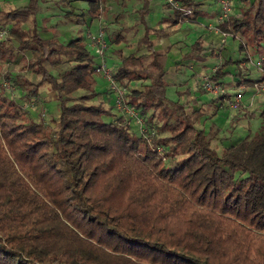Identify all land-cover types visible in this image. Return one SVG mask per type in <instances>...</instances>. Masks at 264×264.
<instances>
[{
    "label": "trees",
    "instance_id": "16d2710c",
    "mask_svg": "<svg viewBox=\"0 0 264 264\" xmlns=\"http://www.w3.org/2000/svg\"><path fill=\"white\" fill-rule=\"evenodd\" d=\"M87 1L98 19L99 1ZM173 1L171 24L193 18L194 0ZM238 1L240 18L218 29L259 47L264 0ZM38 9L29 0L0 13V61L30 53L27 67L41 79L24 97L48 84L58 109L49 126L0 98V264H264V110L253 135L217 151L195 126L199 114L166 98L162 55L151 52L148 67L146 56H128L111 76L150 81L126 96L145 122L159 114L155 133L130 132L123 117L104 121L95 57L81 38L63 45L23 29ZM140 43L151 49L146 36ZM64 63L59 77L44 67ZM220 69L210 82L219 84Z\"/></svg>",
    "mask_w": 264,
    "mask_h": 264
},
{
    "label": "crops",
    "instance_id": "0c3cea01",
    "mask_svg": "<svg viewBox=\"0 0 264 264\" xmlns=\"http://www.w3.org/2000/svg\"><path fill=\"white\" fill-rule=\"evenodd\" d=\"M98 1L101 13L98 19H91L87 13V0H37L44 7L39 10L40 20L33 17L28 21L32 22L31 28L35 26L38 35L44 40L53 39L64 45L72 39L81 38L92 57L94 55L87 42L90 30L98 29L103 38H107L105 31L119 26L114 39L116 35H120L121 41L108 45V51L117 54V57L107 54L113 68L117 69L116 62L128 56H146L147 65L143 66L148 67L150 53H160L166 98L183 104L186 114H199L195 126L212 138L211 143L217 151L254 134L250 122L253 118L261 122L259 115L264 110V42L259 47H252L245 45L241 37L224 34L218 29L219 24L240 18L243 5L238 0H229L231 8L225 19L220 16L221 0H194L193 18L176 24H171L172 10L167 5L160 7L159 1L150 0V4L156 5L158 9L162 8L164 15L155 22L149 23L148 19L147 25L144 21H138L137 14L148 10L140 7V0ZM28 2L29 0H24L22 4H19V0H8V4L0 2V13L24 7ZM9 4L14 6L3 9L4 5ZM151 6L149 10L154 11ZM115 21L117 24H113ZM142 32L151 46L150 50L143 43H139L141 47L135 48L134 43ZM76 33L79 34L77 37ZM195 42H199L200 46L199 51L194 52L192 45ZM24 54L18 55L15 61ZM228 62L230 63L227 64ZM223 63L226 65L222 67ZM219 67L221 69L217 82L225 90L224 96L207 92L203 88L205 80ZM136 69H140L138 65ZM149 83L148 79L125 81V95L130 91H143ZM238 92L240 107H234L231 102L233 95Z\"/></svg>",
    "mask_w": 264,
    "mask_h": 264
},
{
    "label": "rangeland",
    "instance_id": "374dc122",
    "mask_svg": "<svg viewBox=\"0 0 264 264\" xmlns=\"http://www.w3.org/2000/svg\"><path fill=\"white\" fill-rule=\"evenodd\" d=\"M58 1V0H55ZM154 1V0H152ZM159 1V5L161 6H166L167 0H156ZM0 2L4 4H8V0H0ZM24 0H19V4H22ZM61 2V1H60ZM158 3V2H157ZM139 4L141 5L140 7L142 8H148L146 11V14H137V17L139 18V22L141 21L146 22L149 19V23L155 22L157 20H160L164 12H162V8L158 9L156 5L150 4V0H140ZM152 5V6H151ZM11 6L14 5H4L3 9H9ZM38 6V12L34 16L36 17L37 21L40 20V7L44 8L43 5L37 3ZM153 7L154 11H150L149 7ZM50 8H53V6H50ZM115 13V12H114ZM116 14V13H115ZM116 22V21H115ZM113 24H117L113 23ZM145 24V23H144ZM147 25V22H146ZM1 26V23H0ZM32 27V22L28 21L25 25H23V28L25 30H30ZM119 26H114L112 29L105 31L107 38H103L105 42V48H104V53L101 57L95 58L97 65H102L103 70L101 69L96 72L95 75V80H96V86L95 90L98 92L96 98L94 99V103H102L105 108L110 110L111 116H105L103 119L104 121H110L113 117H123L126 119L125 125L129 127L130 132H134L139 134V129L138 126L134 122V116H129V114H126L122 109H117L115 107L116 103V96L111 93L112 91L106 81V78L104 76L103 71L104 70H110L113 68L112 62H110L107 59V54H111L113 57H117L116 52L110 53L108 51V45L114 42V34L118 32ZM1 30H4L5 28H0ZM90 33L95 35L99 34V30H90ZM79 34L76 33L75 36L77 37ZM144 38V34L140 35L139 39L136 40L134 43L135 48L141 47L139 45L140 40ZM128 48L126 49V51ZM93 52V50H91ZM135 53V52H134ZM28 60H30V53H25L21 57L18 58L17 61H11V60H4L0 61V98H4L7 100H12L15 103L22 105L26 111L28 112V115L35 121L42 122L44 124H48L49 126L51 125V121L54 117H56L58 109H57V104L54 99V95L51 91V88L48 84H41L37 90L36 93L37 95L34 98L27 99L24 97V93L29 90V88H34V86L40 82V76L32 71L29 70L27 67ZM116 64H118V67L122 65L121 61H117ZM142 65L146 66L147 62L144 60ZM44 67L48 72H50L53 76L59 77L65 70H67L68 65L66 63L61 64L57 67H51L49 64H44ZM112 72H115V68L111 69ZM117 85L120 88H124L125 81L119 83L117 82ZM83 93L82 91H79L78 94ZM168 96H170V91L168 90ZM124 98V105H129L127 101L129 98L126 95H123ZM131 106V105H129ZM133 107V106H131ZM151 113L150 111L148 114ZM139 114V112H138ZM113 116V117H112ZM140 116V114H139ZM144 117V116H143ZM148 116L143 118V124L148 131L151 130V132L155 133L157 126L160 125V118L159 114H157V119L156 120H147ZM260 120L258 119H252L250 122L251 125V131L252 133H255L259 127ZM167 133H164L161 135V137H166ZM163 152V150H162ZM183 156L179 153H176L174 155V160L175 161H180ZM170 158L165 159V163L168 164Z\"/></svg>",
    "mask_w": 264,
    "mask_h": 264
},
{
    "label": "built area",
    "instance_id": "2783aa9c",
    "mask_svg": "<svg viewBox=\"0 0 264 264\" xmlns=\"http://www.w3.org/2000/svg\"><path fill=\"white\" fill-rule=\"evenodd\" d=\"M167 3L172 6V7H176V3L173 0H167ZM230 8H231V2L229 0H221L220 1V11H221V19H225L228 16V13L230 12ZM184 14H190V10H184L183 11ZM7 30H0V39L4 38L6 35ZM87 42L88 45L90 46L91 50H93V55L95 58H99L103 55L104 53V48H105V42L103 39V35L101 32H99V34H87ZM98 71L101 69V71L103 70L102 65H98ZM104 76L106 78L107 84L109 86V88L112 90L110 91L111 93H113L116 96V103H115V107L117 109H122L126 114H129V116H134V122L135 124L138 126L139 129V135H143L148 137V134H153V132L148 131V129L145 128L144 124H143V118L141 116H139L138 114V110L135 109L134 107H131L129 105H124V98L123 95H125L124 92V88H120L116 81L112 78L111 76V72L109 70H104L103 71ZM257 87V85H256ZM203 88L207 91V92H211L214 94H219V95H225L226 92L225 90H223L222 88H220L217 84H214L212 82H210L208 79L205 80L204 84H203ZM232 106L234 107H240V93H235L233 95V100L231 102ZM158 151L161 153L162 149L159 148Z\"/></svg>",
    "mask_w": 264,
    "mask_h": 264
}]
</instances>
